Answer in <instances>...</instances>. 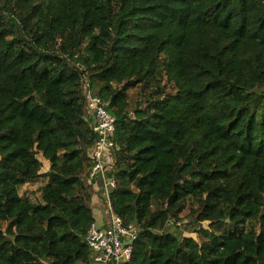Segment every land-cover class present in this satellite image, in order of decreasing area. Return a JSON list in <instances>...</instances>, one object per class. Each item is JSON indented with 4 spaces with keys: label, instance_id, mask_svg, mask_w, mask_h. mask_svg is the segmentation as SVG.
<instances>
[{
    "label": "trees",
    "instance_id": "obj_1",
    "mask_svg": "<svg viewBox=\"0 0 264 264\" xmlns=\"http://www.w3.org/2000/svg\"><path fill=\"white\" fill-rule=\"evenodd\" d=\"M85 84L128 264H264V0H0V264H93Z\"/></svg>",
    "mask_w": 264,
    "mask_h": 264
},
{
    "label": "built area",
    "instance_id": "obj_2",
    "mask_svg": "<svg viewBox=\"0 0 264 264\" xmlns=\"http://www.w3.org/2000/svg\"><path fill=\"white\" fill-rule=\"evenodd\" d=\"M85 111L88 114L97 139L89 151L91 167L88 180L100 191V198L106 215V226L92 225L86 241L91 251L93 264H128L131 260L138 231L132 225H125L112 208L111 193L116 188L111 172V155L118 147L114 141L115 119L105 110L100 99L84 85Z\"/></svg>",
    "mask_w": 264,
    "mask_h": 264
},
{
    "label": "rangeland",
    "instance_id": "obj_3",
    "mask_svg": "<svg viewBox=\"0 0 264 264\" xmlns=\"http://www.w3.org/2000/svg\"><path fill=\"white\" fill-rule=\"evenodd\" d=\"M131 98L132 96L135 94V91H131ZM261 93H256L255 94V97L253 99V101L250 103V110L252 111H255L257 110V104H258V98L260 96ZM38 159L43 163V168H42V172H45L47 171V168H48V163L43 160L41 158V156L38 157ZM48 181L47 178L43 177L41 178L39 181L37 182H33V183H28L26 185H24L22 188H20L19 190V194L20 196L22 197H25V198H28V199H32V200H35V198H38L40 196V190H41V187ZM90 194H91V189H90ZM95 203L92 202L91 203V206H93ZM94 209H98V210H101L102 213H104V208L102 206V204L100 202H97L96 206L94 208H92L93 210V214H94V217H95V220H96V223L98 224L99 222V218L98 216L96 215V212ZM176 226L179 227L178 229V233L179 235H181V237L183 238H192L194 240H197V235L195 234L194 230H196L199 226L196 225V229L194 228H190L188 229V227H182V222H177L176 223ZM181 227V228H180ZM202 227L204 229H207L208 228V223L204 222L202 224ZM170 228H172V222L171 224L168 225L167 229L171 230Z\"/></svg>",
    "mask_w": 264,
    "mask_h": 264
},
{
    "label": "crops",
    "instance_id": "obj_4",
    "mask_svg": "<svg viewBox=\"0 0 264 264\" xmlns=\"http://www.w3.org/2000/svg\"><path fill=\"white\" fill-rule=\"evenodd\" d=\"M92 202H94L95 204H94V207L96 206V204H97V202H100V197H96V198H94L93 200H92ZM101 203V202H100ZM93 207V208H94ZM95 210V212H96V215L98 216V218H99V222H98V224L95 222L94 224L95 225H97V226H103V225H106V217H105V215H104V213H102V211L101 210H98V209H94ZM93 211V210H92Z\"/></svg>",
    "mask_w": 264,
    "mask_h": 264
},
{
    "label": "bare ground",
    "instance_id": "obj_5",
    "mask_svg": "<svg viewBox=\"0 0 264 264\" xmlns=\"http://www.w3.org/2000/svg\"><path fill=\"white\" fill-rule=\"evenodd\" d=\"M106 110V109H105ZM100 202H101V204H102V201H101V198H100ZM103 206V205H102ZM104 215H105V212H104ZM105 217H106V215H105ZM92 225H95V224H92ZM91 225V226H92ZM95 226H97V225H95ZM106 225H103V226H97V227H101V228H103V227H105Z\"/></svg>",
    "mask_w": 264,
    "mask_h": 264
}]
</instances>
